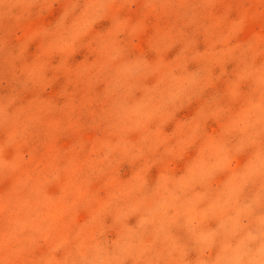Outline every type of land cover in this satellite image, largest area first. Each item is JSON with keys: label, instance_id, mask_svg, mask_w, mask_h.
Instances as JSON below:
<instances>
[{"label": "clouds", "instance_id": "9594fccd", "mask_svg": "<svg viewBox=\"0 0 264 264\" xmlns=\"http://www.w3.org/2000/svg\"><path fill=\"white\" fill-rule=\"evenodd\" d=\"M0 264H264V0H0Z\"/></svg>", "mask_w": 264, "mask_h": 264}, {"label": "rangeland", "instance_id": "374dc122", "mask_svg": "<svg viewBox=\"0 0 264 264\" xmlns=\"http://www.w3.org/2000/svg\"><path fill=\"white\" fill-rule=\"evenodd\" d=\"M60 11H61V7L59 5H57L55 7L53 13L49 17H47V20L48 21L54 20L56 18V16L59 15ZM103 26H106V22H105V24L99 25L98 27H103ZM34 48H35V45L32 46V48L30 49V51L34 50ZM170 55H171V53H170ZM60 83H62V81ZM58 87H59V83L53 88L52 91H55ZM190 114H191V109H188V110H185V112L181 113L180 115H190ZM66 143H67V141H66ZM126 174H127V172H125V175ZM154 175H155V169L153 170V176Z\"/></svg>", "mask_w": 264, "mask_h": 264}]
</instances>
